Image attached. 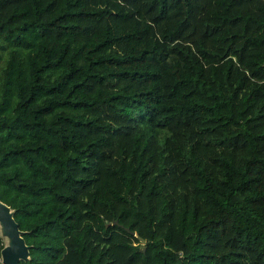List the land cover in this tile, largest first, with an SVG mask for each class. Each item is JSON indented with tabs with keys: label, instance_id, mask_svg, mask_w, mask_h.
<instances>
[{
	"label": "trees",
	"instance_id": "16d2710c",
	"mask_svg": "<svg viewBox=\"0 0 264 264\" xmlns=\"http://www.w3.org/2000/svg\"><path fill=\"white\" fill-rule=\"evenodd\" d=\"M0 200L17 264H264V0H0Z\"/></svg>",
	"mask_w": 264,
	"mask_h": 264
},
{
	"label": "water",
	"instance_id": "95a60500",
	"mask_svg": "<svg viewBox=\"0 0 264 264\" xmlns=\"http://www.w3.org/2000/svg\"><path fill=\"white\" fill-rule=\"evenodd\" d=\"M3 204L8 207V211L3 208ZM3 223L10 228V244H4L0 250L1 263L2 264H17L20 259L29 258V246L25 243L22 236L23 231L19 229L17 222L13 218V211L9 205L0 200V223ZM111 224H118L119 221L114 219ZM125 229L132 233L134 236H138L137 232L130 230L128 226ZM140 238V237H139ZM144 241L143 238H140ZM144 250V247H142Z\"/></svg>",
	"mask_w": 264,
	"mask_h": 264
},
{
	"label": "bare ground",
	"instance_id": "6f19581e",
	"mask_svg": "<svg viewBox=\"0 0 264 264\" xmlns=\"http://www.w3.org/2000/svg\"><path fill=\"white\" fill-rule=\"evenodd\" d=\"M3 208L6 209L8 211V207L6 205L3 204ZM1 227H2V231L4 232V234L6 235V237L9 239L8 240V244L11 243V239H10V228L9 226L3 224L2 222L0 223ZM1 260V257H0Z\"/></svg>",
	"mask_w": 264,
	"mask_h": 264
},
{
	"label": "rangeland",
	"instance_id": "374dc122",
	"mask_svg": "<svg viewBox=\"0 0 264 264\" xmlns=\"http://www.w3.org/2000/svg\"><path fill=\"white\" fill-rule=\"evenodd\" d=\"M0 239L4 244H8V238L6 237V235L4 234V232L2 231V227L0 225ZM1 257V256H0ZM1 262V260H0Z\"/></svg>",
	"mask_w": 264,
	"mask_h": 264
}]
</instances>
